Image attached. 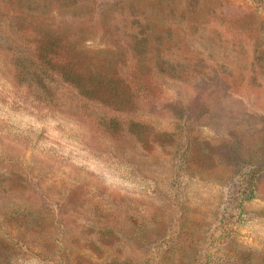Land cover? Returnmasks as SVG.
I'll return each instance as SVG.
<instances>
[{"label": "rangeland", "instance_id": "obj_1", "mask_svg": "<svg viewBox=\"0 0 264 264\" xmlns=\"http://www.w3.org/2000/svg\"><path fill=\"white\" fill-rule=\"evenodd\" d=\"M51 1L35 10L76 48L81 27L91 50L136 33L131 12L90 1L79 18ZM10 3L0 0V264H264V0H222L194 29L176 16L172 45L188 39L163 55L172 74H152L153 103L137 101L121 125L102 124L113 111L54 73L51 88L20 77L17 59L36 43ZM129 120L146 126L142 140Z\"/></svg>", "mask_w": 264, "mask_h": 264}, {"label": "trees", "instance_id": "obj_2", "mask_svg": "<svg viewBox=\"0 0 264 264\" xmlns=\"http://www.w3.org/2000/svg\"><path fill=\"white\" fill-rule=\"evenodd\" d=\"M4 1L11 4V0ZM12 1L16 3L15 12L25 32L32 33L36 43V49H25L17 59L22 68L20 77L25 80L30 75L35 78L38 86L46 88L49 85L51 88V73L58 75L59 80L72 86L84 100L97 102L106 110L113 111L109 116L100 115L105 125H121L118 121L123 120L122 115L137 108V101L153 103L157 92L145 88L152 74L158 71L165 76L172 74L173 63L163 55L173 46L187 43L188 39L172 45L179 40L178 33L172 28L177 22L176 16L194 29L203 21L204 16L211 17L222 4V0H209L208 5L205 0H63L79 10V18L85 10L91 8L90 1L97 2L100 11L106 10L113 15L131 12L137 17L136 20L133 16L137 23L136 33L131 31L122 37L111 32L107 36L108 44L105 42V46L91 50L83 45L87 37L85 27L77 30L76 37L80 46L76 48L72 44L76 40L69 38L63 29H58V23L53 18H47L46 12L35 10L47 8L51 0ZM148 6L159 11V16L150 22L141 13ZM97 22L102 27L101 22ZM122 65H128V68L131 66L129 71L132 70V73L128 74V71L121 74L119 68ZM128 123L132 136L137 138L139 135L142 140L146 126L135 120H129ZM142 129L144 131L140 133ZM118 130L122 133L120 128Z\"/></svg>", "mask_w": 264, "mask_h": 264}]
</instances>
